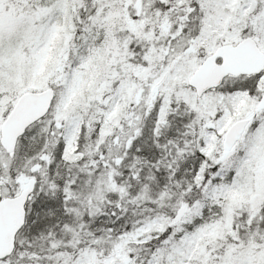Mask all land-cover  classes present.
<instances>
[{"label": "snow or ice", "instance_id": "snow-or-ice-1", "mask_svg": "<svg viewBox=\"0 0 264 264\" xmlns=\"http://www.w3.org/2000/svg\"><path fill=\"white\" fill-rule=\"evenodd\" d=\"M0 264H264V0H0Z\"/></svg>", "mask_w": 264, "mask_h": 264}]
</instances>
